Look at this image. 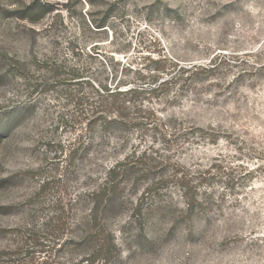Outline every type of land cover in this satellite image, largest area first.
I'll use <instances>...</instances> for the list:
<instances>
[{
  "label": "rangeland",
  "instance_id": "1",
  "mask_svg": "<svg viewBox=\"0 0 264 264\" xmlns=\"http://www.w3.org/2000/svg\"><path fill=\"white\" fill-rule=\"evenodd\" d=\"M32 4L36 11L22 18ZM164 58H218L219 66L157 104L158 125L113 130L90 156L69 159L81 128L60 122L73 109L65 96L93 90L75 81L91 78L97 88L116 62L144 82ZM59 64L79 67L84 79L54 88L51 66ZM262 65L264 0H0V124L8 125L0 140V255L21 243L26 227L45 231L59 210L70 223L85 222L88 192L131 155L142 157L143 170L126 177L119 210L104 219L119 248L113 264H264ZM183 173L206 200L197 216L186 214Z\"/></svg>",
  "mask_w": 264,
  "mask_h": 264
},
{
  "label": "trees",
  "instance_id": "2",
  "mask_svg": "<svg viewBox=\"0 0 264 264\" xmlns=\"http://www.w3.org/2000/svg\"><path fill=\"white\" fill-rule=\"evenodd\" d=\"M36 9V5H30L22 18H31V13ZM94 25L98 28L103 27L105 21L101 23L94 21ZM218 66V58L212 59L209 65H185L177 60L164 58L153 69V72L140 77L144 79V82H136L129 77L130 71H132L130 66H124L121 73L118 63L115 62L112 68L104 69L103 79L102 77L97 78L99 87L96 88L92 84L91 78L87 81L84 79L85 74L79 67L52 65V71L56 74L54 88L62 85L64 81L82 78L84 80L75 81L74 85L84 87V84H89L93 88L89 93H82L80 87H74L65 96L70 100L68 104H72L73 109H71V113L62 115L60 122L65 124L71 122L74 129L81 128L75 139L74 147L71 145V149H68L70 151L69 159H72L73 154L75 160L77 154L79 155L81 152L89 153L87 155L90 156L95 140L105 141L107 134L110 138L113 130L127 126L138 127L140 126L139 122L146 123V121L147 124L155 123L156 125L158 118L156 115L159 111L157 104L165 100H174L179 91L189 89L200 79L201 74L213 72ZM7 114L9 119L17 117L14 108L10 109ZM87 120L88 122L84 126ZM96 125L102 128L100 135H96L94 132ZM7 126L0 124V140L3 137L1 135L6 134L4 131ZM86 128L88 134L84 133ZM77 143H82V147L76 145ZM141 158L128 155L124 160L118 161L106 169L102 182L87 194L90 198V205L85 222L74 220L70 223L67 221L68 219H65L64 210H59L58 214L54 213L49 217L48 223L50 224L47 225L45 231L34 225V227H26L21 243L0 255L1 264H113L119 254V248L115 235L104 220L105 213L109 209L119 210L120 191L126 185V177L140 174L143 170ZM175 175L178 176V174ZM142 176L144 175L141 174L135 180L141 181ZM178 179L177 183L183 190L187 203L186 214L197 216L198 213L206 209V200L201 198L198 192L199 184L195 183L196 180L189 177L187 173L181 174ZM162 183H165L162 178L152 181L148 186L147 193L160 188ZM71 226L74 231L69 238L64 240V237L69 236L65 235L66 231L71 233L69 231ZM49 236L52 239H49ZM66 253L69 254L68 258L65 257Z\"/></svg>",
  "mask_w": 264,
  "mask_h": 264
}]
</instances>
